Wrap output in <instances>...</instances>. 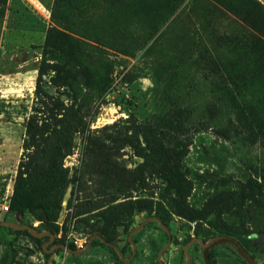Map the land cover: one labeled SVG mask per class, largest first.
Returning a JSON list of instances; mask_svg holds the SVG:
<instances>
[{
    "label": "rangeland",
    "instance_id": "obj_1",
    "mask_svg": "<svg viewBox=\"0 0 264 264\" xmlns=\"http://www.w3.org/2000/svg\"><path fill=\"white\" fill-rule=\"evenodd\" d=\"M261 12L252 0H0V222L44 232L28 212L6 214L1 206L17 176L47 39L83 52L91 81L71 155L47 158L62 163L68 177L61 239L45 257L32 239L2 226L0 261L159 264L170 241L162 260L182 264L194 224L174 214L170 237L157 222L133 236L129 263L95 240L80 256L52 247L68 246L69 236L87 243L100 211L132 201L114 241L129 259L130 232L148 218L145 208L153 205L154 215L156 203L174 197L167 182L174 175L189 181V203L206 223L242 227L228 204L250 178L264 182V39L245 22ZM176 140L189 142L180 162L169 155ZM258 202L264 195L248 204V222ZM224 249L214 248L216 264H236ZM251 251L264 264V238L253 240ZM189 253L190 264H203L198 243Z\"/></svg>",
    "mask_w": 264,
    "mask_h": 264
},
{
    "label": "trees",
    "instance_id": "obj_2",
    "mask_svg": "<svg viewBox=\"0 0 264 264\" xmlns=\"http://www.w3.org/2000/svg\"><path fill=\"white\" fill-rule=\"evenodd\" d=\"M252 1L261 7V16L256 17L253 13H248L245 22L250 29L264 39V6L258 0ZM90 85L89 64L83 52L74 50L72 47L64 48L57 41L48 38L42 47L32 113L25 124L23 153L10 199V210L6 214L23 216L28 212L34 220L40 222L44 232H49L56 238L61 230L57 222L68 189V177L62 168V163L59 164L55 161L56 159L52 161L47 158L50 154L57 155L58 160L62 162L71 155L74 134L78 127L83 125L89 112L86 107L89 101L85 95V89ZM188 150L189 142L176 140L174 146L169 149V155L175 162H180L185 158ZM138 156L143 157L141 153H138ZM167 182L174 197L167 200V203L164 199V203H156L158 208L154 215H151L154 210L153 205L145 208L147 212H150L148 217L155 216L168 226L169 218L171 214H174L194 224V236H189L190 241L193 238L211 240L223 235L232 237L240 242L257 261L254 252L251 251V246L253 240L259 241L264 238V203H257L256 208L252 210L253 219L250 222L247 220V215L245 216V211L248 204L264 195V182L250 178L238 193L232 196L228 204L234 205L233 209L240 218L242 227L230 223L223 225L206 223V214L194 210L189 203L192 192L189 181L183 175H174ZM133 204L132 201L120 202L100 211L96 215V220L90 225V238L99 235L107 242L114 244L117 230L123 226L122 216L126 214L125 206ZM165 205L168 206L165 207ZM247 223L251 224L250 229L245 227ZM5 229L10 234L32 239L45 257L50 256L43 248V245L50 241V237L37 239L28 231H19L9 227ZM58 242L59 245L64 244L63 241ZM93 244L106 246L98 239ZM224 245L236 254L241 262L247 264L233 246ZM54 246L56 244L52 247ZM68 247L76 249L73 244H69ZM108 248L120 259L113 248ZM210 259L212 264H216L214 249L210 252ZM0 264H13V262L2 260Z\"/></svg>",
    "mask_w": 264,
    "mask_h": 264
},
{
    "label": "water",
    "instance_id": "obj_3",
    "mask_svg": "<svg viewBox=\"0 0 264 264\" xmlns=\"http://www.w3.org/2000/svg\"><path fill=\"white\" fill-rule=\"evenodd\" d=\"M151 222H157L160 227L162 228V230L170 237V230L168 229V227L157 217L155 216H151L146 218L141 224H139L136 228H134L129 236H128V242L133 246V251H132V256L129 259H125L124 257V253L121 251V249L112 243L107 242L103 237L99 236V235H94L92 236L88 242L87 245L85 247V249L83 250H76V249H71L66 245H57L55 246V249H62L64 251H66L69 254L75 255V256H80L86 252H88L91 248L92 242L96 239L100 240L102 243H104L106 246L113 248L119 255L120 259L125 262V263H129L130 261L133 260L135 253H136V244L133 241V236L138 233L139 231H141L143 228H145L149 223ZM5 226V227H9V228H13L19 231H28L32 236H34L37 239H42L44 237H50V241H48L47 243H45L43 245V248L45 249V252L47 254L53 252L54 250H46V247L50 244H53L56 240V237L49 233V232H43L40 233L35 227L30 226V225H21L12 221H2L0 222V227ZM195 243H198L202 249V260L204 264H212L211 263V259H210V252L211 250H213L214 248L223 245V244H229L231 246H233L237 253L242 257V259L247 263V264H260L258 263V261H256L252 255L250 253H248V251H246V249L241 245L240 242H238L236 239L229 237V236H217L212 238L211 240L205 242L203 239L201 238H193L190 242H188L185 247H184V253L186 256V261L182 264H190L191 262V254L189 253V248L194 245ZM170 246V241L169 243L160 250V252L158 253V257H157V261L159 264H166L163 260H162V256L164 254V252L169 248Z\"/></svg>",
    "mask_w": 264,
    "mask_h": 264
},
{
    "label": "built area",
    "instance_id": "obj_4",
    "mask_svg": "<svg viewBox=\"0 0 264 264\" xmlns=\"http://www.w3.org/2000/svg\"><path fill=\"white\" fill-rule=\"evenodd\" d=\"M12 194H13V188L11 189L9 195H7L6 199L4 200V203L1 206V210L4 213L5 212L8 213L10 210V199H11ZM57 238L61 239V234H59ZM67 240L75 246L76 250H83L87 245L86 241H83L82 239H79V238L71 239V237L69 236ZM49 264H57V262H54L53 260H51Z\"/></svg>",
    "mask_w": 264,
    "mask_h": 264
},
{
    "label": "crops",
    "instance_id": "obj_5",
    "mask_svg": "<svg viewBox=\"0 0 264 264\" xmlns=\"http://www.w3.org/2000/svg\"><path fill=\"white\" fill-rule=\"evenodd\" d=\"M262 3H263V5H264V0H260ZM223 255H225V256H227V257H230V258H232V260H234L235 261V263L236 264H240V261H238L237 259H236V254H234L229 248L228 249H224V251H223Z\"/></svg>",
    "mask_w": 264,
    "mask_h": 264
}]
</instances>
